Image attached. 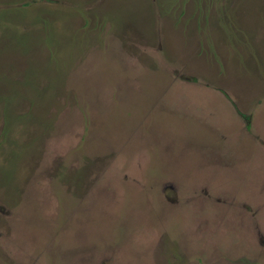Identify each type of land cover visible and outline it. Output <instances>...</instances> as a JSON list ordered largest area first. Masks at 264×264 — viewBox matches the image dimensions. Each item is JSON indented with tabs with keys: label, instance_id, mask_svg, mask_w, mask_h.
<instances>
[{
	"label": "rangeland",
	"instance_id": "374dc122",
	"mask_svg": "<svg viewBox=\"0 0 264 264\" xmlns=\"http://www.w3.org/2000/svg\"><path fill=\"white\" fill-rule=\"evenodd\" d=\"M0 264H264V0H0Z\"/></svg>",
	"mask_w": 264,
	"mask_h": 264
}]
</instances>
